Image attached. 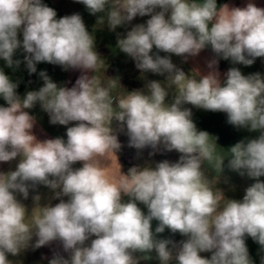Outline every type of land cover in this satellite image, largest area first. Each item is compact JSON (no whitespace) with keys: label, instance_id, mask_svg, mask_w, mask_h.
I'll return each instance as SVG.
<instances>
[{"label":"clouds","instance_id":"obj_1","mask_svg":"<svg viewBox=\"0 0 264 264\" xmlns=\"http://www.w3.org/2000/svg\"><path fill=\"white\" fill-rule=\"evenodd\" d=\"M77 2L101 14L97 27L106 23L113 32L137 16L150 17L117 34L116 47L141 74L165 79L127 91L105 75L106 59L79 13L57 18L43 0H0V60L7 67H19L14 55L22 48L30 74L41 62L82 72L69 88L41 71L43 86L21 96L19 81L0 69L6 102L0 106V163L18 158L14 170L0 172V264H14L10 256L53 241L68 256L56 254L49 264H254L245 241L251 237L264 251V75L231 67L222 79L218 61L251 66L264 57V8L252 0L244 7L217 0ZM206 48L215 54L206 73L186 74L171 60L174 54L186 61ZM37 104L50 124L67 126L66 139L37 138V117L28 111ZM185 105L225 113L230 125L259 135L220 148L216 137L197 129ZM119 133L138 153L163 149L179 159L124 173ZM226 159L230 171L254 181L241 200L226 198L218 187ZM77 162L82 166L74 168ZM40 185L53 196L41 205L37 192L29 213L17 197L27 200ZM52 199L59 202L53 206ZM166 229L186 239L158 238ZM205 252L210 258L201 256Z\"/></svg>","mask_w":264,"mask_h":264},{"label":"crops","instance_id":"obj_2","mask_svg":"<svg viewBox=\"0 0 264 264\" xmlns=\"http://www.w3.org/2000/svg\"><path fill=\"white\" fill-rule=\"evenodd\" d=\"M45 4L49 7H52L57 12V18L63 17L65 15H72L75 13H87L86 7L78 3L77 0H43ZM249 2V0H217L218 5L228 4L230 7H244ZM258 7L264 8V0H252ZM79 8V10H78ZM86 10V11H85ZM92 15L85 14L82 17L84 23L86 24L87 30L91 33L93 31V27H89L87 25H93L97 23ZM150 17L144 16L140 17L137 16L133 21H131L128 25L132 27L136 24L146 23L147 19ZM19 38L22 39V34L19 35ZM101 45V44H99ZM96 44L97 52L106 59L108 67L105 71V75L109 78H118L120 84L124 89L127 91H133L138 89H143L149 80H156V74L151 72L141 74L140 70H138L135 66V63H130L125 66H116L114 63L109 62V57L111 56V49L107 44L102 43L101 46ZM156 51L155 49L153 50ZM161 56L169 55L166 53H159ZM23 49H18L16 54L14 55V59H18L21 61L18 68H9L6 66L3 60H0V69L4 70L7 75L13 78V80L19 81V83L23 84V90L20 92L19 95L23 96L26 91L29 90H38L40 87L43 86V79L39 76L41 71H45L47 75L58 85H65L71 88L76 80L82 75L81 70L79 69H68L64 70L59 65H53L47 62H41L36 65L37 72L30 74L26 68L24 61ZM215 58V54L211 51L210 48H206L200 52V54L196 57H188L185 61L184 57L176 56L174 54L171 55L172 62L181 70H183L186 74L189 73L193 69H199L202 73L207 72V63L208 61ZM231 67H237L241 70L244 75H249L253 73H260L264 75V57L257 58L253 65L251 66H244V65H233L231 61L219 59L218 61V71L221 73V78L223 79L224 74L228 71ZM89 75L91 73H88ZM97 75L103 78V72L98 71ZM118 92L121 91L120 89L117 90ZM1 101V98H0ZM198 115L205 120L211 121V125L209 129L212 130L213 136L216 137V143L220 148L223 146H227L225 150L233 146L235 143L245 140V139H252L256 138L259 133L258 132H250L247 129L243 128H236L230 125L227 122V116L225 113L222 112H212L207 111L204 109L197 108ZM31 115L37 117V123L33 129L34 134L37 136L38 139L44 140L48 138H56V137H63L66 139V127L63 125H52L49 123V117L47 113L41 110L39 104L35 105L34 108L28 110ZM72 126V125H69ZM118 139L122 144V148L118 153L119 163L122 166V171L127 173L128 169L132 166H144L147 163H155L160 162L165 159L170 160L169 154L171 152H166L163 149L156 152L155 155L150 156L149 153L152 151L150 148H146L138 153V151L134 148L128 147V137L124 133L118 134ZM221 150V149H218ZM18 163L17 160L8 162V163H0V172H7L9 170H14L16 164ZM82 164L77 162L73 167L79 168ZM261 181H264V177H261ZM254 181H250L247 183V187L250 186ZM39 193L42 197L41 205H43L44 201H49L50 198L53 196V193L47 187L40 185L37 187L35 191L30 190L29 198L24 200L21 196L17 198L21 200V202L26 206L29 213L33 208V200L32 196L36 193ZM64 199H67L66 197ZM52 205L54 206L58 203V200L52 199ZM35 237H33V243L35 242ZM61 243L59 241H53L46 246H42L37 248L35 252L37 255L36 257L30 258L28 254V250L32 247H29L25 251L20 254L21 262L26 263L27 261H35L39 262V252L42 254L43 259H52L54 255H64L59 252V246ZM50 248L55 250L49 255L45 256L43 249ZM34 249V248H32ZM44 254V255H43ZM68 254V253H67ZM10 258V257H9ZM30 258V259H29ZM33 259V260H32ZM14 261V259H10ZM16 263V262H14Z\"/></svg>","mask_w":264,"mask_h":264},{"label":"rangeland","instance_id":"obj_3","mask_svg":"<svg viewBox=\"0 0 264 264\" xmlns=\"http://www.w3.org/2000/svg\"><path fill=\"white\" fill-rule=\"evenodd\" d=\"M79 10V8H78ZM86 11V10H85ZM85 12H81L80 15L82 17L85 16V14L87 15H91L89 14L88 11ZM101 14H96V15H92L95 19L96 22H98V17ZM86 25V24H85ZM89 27H93V31H91V33L94 34L95 36V42L97 45L104 43L107 44L110 49H111V56L108 58L110 63H114L116 66H125L128 65L130 63H135L130 57H128L125 53L119 51V49L116 47L117 45V34H120L121 36L125 35L127 31L131 30L132 25L129 26L128 24L125 26H121L118 27L115 32L110 31L107 24L105 23L102 26L97 27V23H94L93 25H87ZM99 45V46H101ZM156 80L158 81H163L165 79L164 76H160L156 74ZM185 107H188L192 110V119L194 121V123L197 126L198 130H202V131H206L208 132L210 135L213 136L212 130L209 129L210 125H211V121L209 120H205L202 118V116L200 117L198 115V110L197 108L193 107L192 105H185ZM227 146H223V149H226ZM218 152H221L223 154V150H218ZM179 153L172 151L169 154L170 160L172 162H175L179 159ZM225 170L222 174V179H221V183L218 185L219 188H221L224 192V195L226 198L229 199H236V200H241L245 194V189L247 188V183H249L250 181H253L251 179H249L247 176L241 177L238 173L230 171L227 168V159L225 160ZM261 179V178H260ZM49 201H44L43 205L48 203ZM52 203V201H51ZM140 207L142 208L143 211H145V213L147 212V209L144 208L143 205H140ZM156 221L152 222V227L153 230L155 229V227L157 226ZM95 237H92V239H94ZM158 238H170L172 240H174L175 242L179 243L181 240L186 239V237L181 236L179 233H171L169 230H165V232L163 234H159ZM246 245L248 247V251H249V255L250 258L253 260L254 264H261V257L264 256V251H261L260 246L258 243H256L251 237H246ZM90 243V241H89ZM59 252L61 254H64L62 256H64L65 258H67L68 254L65 253L63 251L62 245L59 246ZM54 249H50V248H45L43 249L45 256H49ZM36 249H32L30 248L28 250V254L30 258L36 257ZM43 254V255H44ZM154 255V254H153ZM20 255L16 256V257H11L9 259H14L13 262H16L14 264H49V259H43V261H40V258H42V254L39 252V262H35V261H27L26 263L21 262V258L19 257ZM202 257H206V258H210L211 253L205 252V253H201ZM34 259V258H33ZM32 259V260H33ZM141 264H159L158 260L156 259H152V260H148V261H141Z\"/></svg>","mask_w":264,"mask_h":264},{"label":"trees","instance_id":"obj_4","mask_svg":"<svg viewBox=\"0 0 264 264\" xmlns=\"http://www.w3.org/2000/svg\"><path fill=\"white\" fill-rule=\"evenodd\" d=\"M23 90V84L19 83V87L17 89L18 94ZM0 106H6V102L1 98Z\"/></svg>","mask_w":264,"mask_h":264}]
</instances>
